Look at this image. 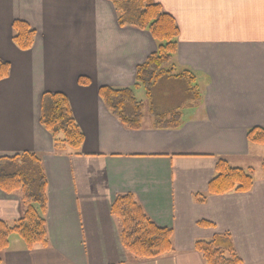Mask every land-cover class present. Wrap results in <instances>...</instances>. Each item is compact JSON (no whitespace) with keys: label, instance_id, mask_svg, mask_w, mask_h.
I'll list each match as a JSON object with an SVG mask.
<instances>
[{"label":"crops","instance_id":"1","mask_svg":"<svg viewBox=\"0 0 264 264\" xmlns=\"http://www.w3.org/2000/svg\"><path fill=\"white\" fill-rule=\"evenodd\" d=\"M154 1L175 19V63L195 81L159 79L151 104L143 101L142 128L131 130L100 89L135 86L138 66L157 50L149 32L121 27L110 0H0V59L11 65L0 81V158L33 153L47 179V245L29 249L14 234L2 264H205L195 244L219 234L231 235L242 264H264L262 168L249 193L210 195L205 203L194 197L207 193L219 158L245 170L264 159L253 156L264 145L247 139L250 129L264 128V0ZM16 20L37 32L30 50L13 43ZM46 93L68 97L85 136L80 150L55 151L41 125ZM152 111L179 112L182 126L156 128ZM122 194L173 230V252L128 255L111 212ZM22 212L21 195L0 188V221L12 224Z\"/></svg>","mask_w":264,"mask_h":264},{"label":"trees","instance_id":"2","mask_svg":"<svg viewBox=\"0 0 264 264\" xmlns=\"http://www.w3.org/2000/svg\"><path fill=\"white\" fill-rule=\"evenodd\" d=\"M117 12L121 27H133L147 31L157 43V50L138 66L136 84L133 88L100 89V96L113 115L125 127L140 130L145 118V103L138 100L136 92L144 88L147 98L157 81L163 77L195 81L189 71L180 70L175 63L178 50L179 27L173 17L164 12L154 0H110ZM12 40L21 51L30 50L37 32L24 21L13 23ZM11 65L0 59V81L9 78ZM79 84L88 86L90 81L79 79ZM192 94L199 101L196 87ZM155 127L178 129L182 126L181 113L169 117L152 111ZM41 125L52 136L55 151H78L84 145L85 136L80 129L69 99L62 93H46L42 98ZM250 144L264 145V128L247 132ZM264 172V159L261 163ZM216 176L210 181L206 194L195 195V200L205 203L210 195L249 193L255 184V171L232 167L225 158L216 164ZM0 188L8 194L19 193L22 216L12 224L0 221V252L9 247L10 237L18 235L27 248L47 245V230L44 212L47 205V179L40 158L33 153H22L0 158ZM112 215L120 222L121 243L133 260H150L163 257L174 251L173 230L159 227L144 212L132 194L116 197ZM203 226H213L202 222ZM196 250L205 264H242L230 234L215 235L211 240L197 241ZM0 264L2 260L0 259Z\"/></svg>","mask_w":264,"mask_h":264},{"label":"rangeland","instance_id":"3","mask_svg":"<svg viewBox=\"0 0 264 264\" xmlns=\"http://www.w3.org/2000/svg\"><path fill=\"white\" fill-rule=\"evenodd\" d=\"M160 91L162 92V89H160ZM159 91V92H160ZM175 93V95H177V92L176 90L173 91ZM136 97L138 100H142V101H145L146 105L149 106V101L146 100L147 97H146V93L144 90L142 89H138L137 92H136ZM259 150V149H258ZM255 155V157H264V147L263 149H260L259 151H256L253 153V156ZM255 160V158L253 159V161ZM251 167L254 169L255 173L254 175L258 174L261 170V163H257V162H253V164L251 165Z\"/></svg>","mask_w":264,"mask_h":264}]
</instances>
